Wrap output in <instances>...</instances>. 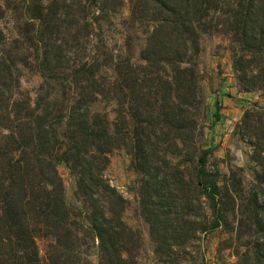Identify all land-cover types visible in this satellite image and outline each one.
Here are the masks:
<instances>
[{
  "label": "trees",
  "instance_id": "1",
  "mask_svg": "<svg viewBox=\"0 0 264 264\" xmlns=\"http://www.w3.org/2000/svg\"><path fill=\"white\" fill-rule=\"evenodd\" d=\"M14 1L32 28L41 84L33 99L21 88L19 68L12 61L14 73L0 56V264H91L90 248L98 264H136L140 235L124 223L126 202L104 175L108 155L119 148L140 177V212L158 262L178 264L186 240L225 229L239 243V261L264 264V107L245 109L237 125L256 166L242 198L227 181L220 186L218 169L207 170L211 149L193 145L189 178L172 162L192 133L187 114L200 95L203 34L225 35L238 89L264 95V0H127L129 30L146 24L139 62L124 47L105 56L95 43L123 0ZM78 8L85 17L76 16ZM65 36L71 49L64 51ZM81 38L93 45L81 48ZM112 98L113 124L94 108ZM220 110L215 100L212 126ZM60 164L73 179L77 207L65 198ZM185 184L208 201L209 216L196 214L197 197L187 196ZM194 223L196 233L187 236L185 224Z\"/></svg>",
  "mask_w": 264,
  "mask_h": 264
},
{
  "label": "rangeland",
  "instance_id": "2",
  "mask_svg": "<svg viewBox=\"0 0 264 264\" xmlns=\"http://www.w3.org/2000/svg\"><path fill=\"white\" fill-rule=\"evenodd\" d=\"M44 2L47 4L48 0ZM21 8V2L0 0V56L6 60V65L14 73H16L15 68L10 63L13 61L19 68L21 88L34 99L39 91L41 80L33 64L34 51L32 44L29 43V35H27L28 31L30 34L32 28L25 26V21L21 18ZM76 11H78L76 15L78 18L86 16L80 8ZM128 16V1L123 0L116 13H111L109 19L102 21L95 43H98V47L101 52L105 53V56H108L111 50L124 47L125 52L128 50L132 61L139 62L138 50L146 24L141 26L136 24L134 26L136 31L132 33L129 30L131 24L127 23ZM127 35L130 36L127 37ZM18 37L19 41L15 42ZM64 38L65 42L69 40L68 45L64 46L65 51L71 49V38L66 36ZM81 43V48L85 47L86 50L93 45V42L88 45L86 38H81ZM62 54L64 55L63 52ZM65 56L67 57V54ZM196 64L200 95L191 101L192 106L187 114V124L190 123L192 133L189 129L187 130L186 145L184 144L181 157L172 162L178 161L182 168L181 171L189 178L192 173L190 156L193 152V145H195L196 152L211 149L212 153L207 159V170L212 172L215 168L218 169L221 177L220 186L227 181L230 192L242 198L251 188L256 166L250 160V147L239 135L237 125L245 109L251 106L264 107V95L259 91L242 92L238 89L232 70L230 43L221 33L209 32L201 36L200 53ZM51 92H58V88L53 86ZM215 100H218L221 105L220 120L212 126ZM94 108L105 112L109 122L113 124L117 116V105L113 98ZM58 172L63 181L64 195L68 204L77 207L78 203L73 197L74 182L65 165L60 164ZM104 175L108 183L126 202L123 214L124 223L140 235L141 246L137 253L136 264H161L154 255L155 246L149 237L148 225L144 222L140 212V177L135 172L131 157L125 148L115 149L108 155V165ZM183 186L186 191L188 186L186 184ZM187 193L190 198L191 192L187 190ZM192 196L197 197L196 214L209 216L208 201L200 194L198 195L197 191ZM229 208L230 205L227 206V209ZM192 212L194 213V206ZM230 222H233L232 215H230ZM185 225V228H188L187 236H193L198 225L196 223L193 226ZM196 236L195 240L185 241L184 249H181L176 257L178 264H245L235 256V248L239 243L233 241L234 237L228 235L225 229H219L207 235L197 233ZM240 244H243L242 241ZM38 248L40 254L43 255L45 243L38 241ZM89 252L91 264H98L94 249L90 248Z\"/></svg>",
  "mask_w": 264,
  "mask_h": 264
}]
</instances>
